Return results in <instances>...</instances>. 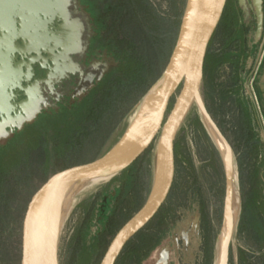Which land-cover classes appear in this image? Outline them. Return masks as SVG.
Segmentation results:
<instances>
[{
    "label": "rangeland",
    "instance_id": "obj_1",
    "mask_svg": "<svg viewBox=\"0 0 264 264\" xmlns=\"http://www.w3.org/2000/svg\"><path fill=\"white\" fill-rule=\"evenodd\" d=\"M123 2L74 0L69 8L71 16L84 21L81 40L90 44L86 77L90 80L98 76L102 68L101 79L85 94L76 92L69 104L44 108L41 114L32 113L26 128L20 126L14 137H0V264H21L23 218L39 187L54 173L90 162L113 148L133 125L147 94L161 82L186 0ZM145 3L150 11L147 17L140 13ZM169 12L174 16L171 30L162 19L155 18H163ZM125 30L137 41L136 47L144 46L148 58L163 69L136 99L131 97L128 86L117 83L127 68L120 54L131 52ZM122 40L127 42L123 44ZM206 57L201 97L231 146L241 195L227 264H258L264 257L250 229L262 224L250 214L253 211L248 175L252 169L244 170V180L240 176L239 157L244 147L238 124L250 120L264 143L258 92L264 63V0L261 17L253 0H227ZM181 86L169 103L165 120ZM113 90L118 91L114 99L109 93ZM32 118L38 121L29 124ZM160 134L131 169L101 181L75 198L59 235L58 264L100 263L115 235H109L110 229L117 226L118 231L123 220L148 197ZM178 139L171 194L141 234L148 235L160 227L157 244L140 260L137 255L131 259L123 254L119 264H208L209 249H213L212 264L216 263L228 192L226 167L196 103L187 113ZM137 240L133 242L140 243ZM147 247L148 243L142 249Z\"/></svg>",
    "mask_w": 264,
    "mask_h": 264
},
{
    "label": "water",
    "instance_id": "obj_2",
    "mask_svg": "<svg viewBox=\"0 0 264 264\" xmlns=\"http://www.w3.org/2000/svg\"><path fill=\"white\" fill-rule=\"evenodd\" d=\"M226 2L227 0H186L178 36L159 84L156 107L149 119L140 125L135 120L108 152L90 162L54 173L32 195L22 224L21 264H44L43 257L36 253V224L40 217L45 223L50 220L54 203L63 190L74 183L119 174L145 153L161 132L148 197L115 233L99 263L116 264L125 245L151 222L170 194L176 171V137L194 103L205 121L232 152L227 138L209 113L200 93L207 48L221 20ZM73 3L74 0H0V137L19 128L39 108V82L29 84V64L23 57L14 62V58L20 54L34 52L39 55V48L46 50L48 47V52H53L46 43V35L40 34L39 29L45 30L56 18L57 21H62L60 28L65 37L66 50H74L81 44V31L85 23L79 16H71L69 8ZM78 70L83 75V69ZM63 71V66H57L55 73L49 74V77ZM91 79L89 83L92 82ZM23 82L28 85L24 87ZM180 85L179 94L165 120L169 103ZM16 88L24 91L26 96V99L18 103L12 102L17 96L13 93ZM223 163L225 165L224 161ZM226 181L228 188L227 174ZM231 236L221 251L225 254V264L228 262ZM58 241L51 236L52 264H58Z\"/></svg>",
    "mask_w": 264,
    "mask_h": 264
},
{
    "label": "trees",
    "instance_id": "obj_3",
    "mask_svg": "<svg viewBox=\"0 0 264 264\" xmlns=\"http://www.w3.org/2000/svg\"><path fill=\"white\" fill-rule=\"evenodd\" d=\"M123 3H126V0H123ZM145 8L143 11H140L143 15L150 16V11H148V4L145 3ZM156 19L158 18L159 20L162 19L164 25L169 27L168 29L171 30V27L173 25V20L174 16L172 15V12L164 15L163 18H160L158 16L155 17ZM219 25V24H218ZM218 27V26H217ZM126 28V27H125ZM217 29V28H216ZM216 31V30H215ZM128 31L125 30V37L127 41H123L122 43H126L129 46V50H131L130 54L125 55V54H120L121 58H124V62H127V68L123 74L122 79H117V83L120 86H128V89H130V95L131 97H134L136 99L137 97L143 95L145 93L146 89L149 87L151 83H153L157 77L161 74L162 66L156 65L154 61H151L147 53L145 51L144 46H138L136 47L135 40L130 38ZM211 41V40H210ZM140 42V40H139ZM138 42V43H139ZM122 44V45H123ZM209 46V45H208ZM128 50V51H129ZM171 51V50H170ZM169 51V52H170ZM207 54V53H206ZM206 58L205 57V62H204V72H205V65H206ZM122 60V61H123ZM134 62L137 64V66L132 67ZM130 67V68H129ZM129 68V69H128ZM128 71V72H127ZM123 72V71H122ZM113 83V82H112ZM116 83V82H115ZM111 94V98L115 97V94L118 93V91L113 90V93L109 91ZM109 94V95H110ZM104 102V100H103ZM211 114V113H210ZM212 116V115H211ZM239 131L241 134V141L243 142V154L239 157V169H240V176L242 180H244L245 174L244 170L245 169H252V174L248 175V181H249V186H250V194H251V207L253 213L251 214L252 219H259L260 223L262 224V227L259 226H252L250 229L251 232L253 233V238L256 242V247L258 249H264V185L263 181L261 180V172L264 170V143L261 141V139L258 137V135L254 132V129L252 128V123L250 120H247L245 122L239 121ZM180 146V141L179 139L175 142V159H176V164H177V155H178V148ZM141 156L132 164L130 165L127 169L122 171V173L128 171L131 169L139 160ZM264 176V172H263ZM173 188V186H172ZM172 191V189H171ZM170 191V194H171ZM243 193H244V181H243ZM169 194V196H170ZM168 196V198H169ZM167 198V199H168ZM167 201V200H166ZM141 204V203H140ZM246 207V206H245ZM162 209V208H161ZM160 209V210H161ZM246 210V209H245ZM243 208V213L242 217L246 214V211ZM160 212V211H159ZM157 213V215L159 214ZM245 212V213H244ZM132 214H129L124 221H127L131 217ZM156 215V216H157ZM120 224V225H121ZM149 224V223H148ZM148 224L141 230L139 231L124 247L122 250L116 264H119L121 257L123 254H126V257L133 258L134 255H137L138 260H140L142 257H145L146 255L149 254V252L152 250V248L157 244V237L160 231V227H157L155 230L150 232L148 235H142V232L145 230V228L148 226ZM120 227V226H119ZM117 226L113 229H110L109 235H114L117 231ZM141 237V239H140ZM140 240L139 242L134 243L133 241L138 239ZM146 239V241L144 240ZM137 240V241H139ZM148 243V246L146 249H142V246ZM106 246H104L105 248ZM212 257H213V249L208 250L207 258H208V264H212ZM128 258V259H129ZM131 258V259H132ZM18 262H19V257H18ZM132 263V260H131Z\"/></svg>",
    "mask_w": 264,
    "mask_h": 264
},
{
    "label": "flooded vegetation",
    "instance_id": "obj_4",
    "mask_svg": "<svg viewBox=\"0 0 264 264\" xmlns=\"http://www.w3.org/2000/svg\"><path fill=\"white\" fill-rule=\"evenodd\" d=\"M61 23L62 21H57L55 18L47 25L45 30L39 29L40 34L46 35V43L52 48L53 52L49 53V48L46 47V50L39 48V55L34 52L24 55L15 54L17 58H14V62L23 57L29 64V84L39 82L38 97L40 103L39 108L35 110L34 114H41L45 109H52L55 105L59 107L69 104L73 95L75 96L77 94L76 92L81 91V93L85 94L87 90L96 85L103 75V69L101 68L99 69V71H101L100 74L98 76L95 75L92 78L93 80L91 79L92 82L89 83V79L86 77V59L90 56V44L87 41L84 43L83 40H81L82 42L77 48L74 50L72 48L66 50L64 47L65 37L62 33V28H60ZM19 42L21 43V40H19ZM57 66H63L64 71L62 73L58 72L56 76H51L50 78L49 74L52 75L55 73V68ZM78 68L83 69V75H81ZM22 85L25 87L28 83L23 82ZM13 93L17 95L12 99L14 103L26 99L24 91L18 88L14 89ZM28 120L29 118L25 119L21 127H24ZM34 121L36 122L38 119L32 118L29 124L32 122V124H34ZM25 128L26 127L22 129L24 130ZM18 129L19 128L11 131L7 135L9 137H14Z\"/></svg>",
    "mask_w": 264,
    "mask_h": 264
},
{
    "label": "bare ground",
    "instance_id": "obj_5",
    "mask_svg": "<svg viewBox=\"0 0 264 264\" xmlns=\"http://www.w3.org/2000/svg\"><path fill=\"white\" fill-rule=\"evenodd\" d=\"M253 3L256 7L259 17H261V0H253ZM158 94L159 86L154 87L147 94L146 98L141 104L140 111L136 114V121L134 120L137 125L144 123L152 115L156 107ZM206 126L210 136L212 137L215 145L217 146V149L220 153V157L225 162L226 174L228 175L229 179V187L226 200L225 224L219 237L215 263L225 264V254L221 251L223 249L224 244L232 235V232L236 226L239 214L241 195H239L238 192V175L235 170L236 168L234 167L232 152L230 151L228 146L223 142V140L219 137V135L215 132L212 126L207 122ZM105 179L107 178H95L74 183L68 186L65 190H63L57 201L54 203L50 220L45 223L42 217L39 218L35 229V247L37 255L43 257L42 259L44 261V264H52L50 251L51 236H53L55 240H59V235L62 226L71 210V206L75 198L79 194L97 185L101 181H104ZM165 262L166 261L163 260V263Z\"/></svg>",
    "mask_w": 264,
    "mask_h": 264
},
{
    "label": "crops",
    "instance_id": "obj_6",
    "mask_svg": "<svg viewBox=\"0 0 264 264\" xmlns=\"http://www.w3.org/2000/svg\"><path fill=\"white\" fill-rule=\"evenodd\" d=\"M262 2H263V0H262ZM258 85H259V91L258 92L260 94V107H261L260 117L262 120L261 132H262V136L264 138V63H263L262 68H261V73H260ZM263 172H264V170L261 172V178H262V181L264 182ZM260 252H261L262 256L264 257V249L263 250L261 249ZM262 260L258 264H264V260L263 261ZM253 264H255V263H253Z\"/></svg>",
    "mask_w": 264,
    "mask_h": 264
}]
</instances>
